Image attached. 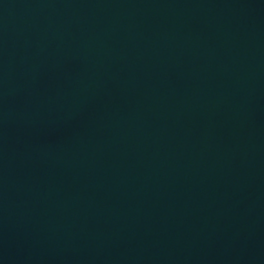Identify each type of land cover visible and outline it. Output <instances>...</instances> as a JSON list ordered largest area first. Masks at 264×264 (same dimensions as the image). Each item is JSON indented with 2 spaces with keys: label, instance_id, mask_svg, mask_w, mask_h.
Returning a JSON list of instances; mask_svg holds the SVG:
<instances>
[{
  "label": "water",
  "instance_id": "95a60500",
  "mask_svg": "<svg viewBox=\"0 0 264 264\" xmlns=\"http://www.w3.org/2000/svg\"><path fill=\"white\" fill-rule=\"evenodd\" d=\"M0 264H264V0H0Z\"/></svg>",
  "mask_w": 264,
  "mask_h": 264
}]
</instances>
